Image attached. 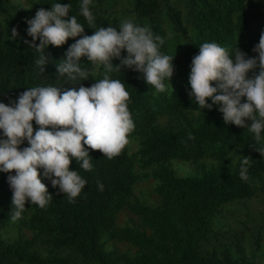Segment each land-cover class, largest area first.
<instances>
[{"label": "trees", "instance_id": "16d2710c", "mask_svg": "<svg viewBox=\"0 0 264 264\" xmlns=\"http://www.w3.org/2000/svg\"><path fill=\"white\" fill-rule=\"evenodd\" d=\"M26 1L28 9L0 0V102L6 105L31 87L76 84L58 79L55 67L75 40L59 48L50 45L41 73L35 63L38 54L23 43L31 41L25 19L40 7L71 3L70 15L77 16L85 34L95 31L79 15L82 0ZM90 10L96 28L118 29L131 20L162 37L161 52L175 55L170 79L174 91L169 87L158 93L132 70L109 74L130 93L135 124L130 141L137 150L130 152L127 145L109 160L85 145L94 167L85 172L72 160L70 170L87 180L73 203L44 179L52 202L46 209L26 202L22 217L12 221L9 173H0V264H264V216L252 232H235L220 241L214 237L215 220L228 207L245 205L264 192V156L251 145L254 134L247 128L226 126L215 105L199 111L188 95L191 61L201 44L215 42L256 55L252 49L264 32V0H92ZM13 27L19 33L16 40L9 39ZM119 62L112 61L114 66ZM81 63L91 68L86 58ZM103 75L97 66L81 83L90 87ZM189 133L194 140H188ZM21 147H28L27 142ZM244 156L252 159L247 182L239 177ZM174 161L191 165L193 174L176 176L170 166ZM143 177L154 186L150 198L140 199L133 189ZM123 216L125 225L120 224Z\"/></svg>", "mask_w": 264, "mask_h": 264}, {"label": "clouds", "instance_id": "9594fccd", "mask_svg": "<svg viewBox=\"0 0 264 264\" xmlns=\"http://www.w3.org/2000/svg\"><path fill=\"white\" fill-rule=\"evenodd\" d=\"M91 5L92 0L79 4V15L89 28H95L91 36L85 34L77 16L70 15L71 3L40 7L33 18L24 21L31 41L25 39L23 43L38 54L35 63L41 73L49 62L46 49L50 45L59 48L69 39L75 40L55 67L58 79L76 84L67 88L35 86L7 105L0 102V173H9L12 221L22 217L26 202L41 209L52 202L44 179L66 194L69 203L75 202L87 180L80 171L70 170L72 160L85 172L94 167L85 145L111 160L130 144V134L135 130L128 106L130 93L125 83L111 78L110 73L132 70L141 73L156 92H166L169 87L174 91L170 79L175 55L161 52L164 39L131 20H124L118 29L96 28ZM18 36L13 27L9 39ZM122 51H126L123 57ZM252 51L256 55L249 57L238 47L233 50L215 42L201 44L191 61L188 95L199 111H211L215 105L226 126L247 128L254 134L251 145L264 156V32ZM82 58L91 68L83 67ZM113 60L120 62L114 66ZM97 66L103 68V78L84 87L81 82L87 81ZM33 121L38 126L35 130ZM187 138L195 139L190 133ZM25 142L28 147L22 148ZM251 161L247 156L241 159L239 177L244 182L249 180ZM97 188L104 190L99 181Z\"/></svg>", "mask_w": 264, "mask_h": 264}, {"label": "rangeland", "instance_id": "374dc122", "mask_svg": "<svg viewBox=\"0 0 264 264\" xmlns=\"http://www.w3.org/2000/svg\"><path fill=\"white\" fill-rule=\"evenodd\" d=\"M123 2H125V0H122V3ZM10 3L11 5H18L25 9L30 7L29 2L26 0H10ZM129 146L130 152L137 150L136 145L132 142H130ZM170 166L174 169L175 174L178 177H185L193 174L191 165L187 163L174 161L170 164ZM149 172L150 171H140L142 175ZM153 186L154 183L150 180V178L146 179L143 177L141 183H138L133 191L140 199H144L146 197L150 198L151 188ZM260 187L264 188V177ZM223 214V218L215 220L214 237H216L218 241L226 239L230 235L233 236L235 232L237 234L241 232L246 233V231H254L257 221L264 216V192L259 193L256 198L248 201L245 205H231L223 212ZM126 220V216H123L120 224L125 225ZM23 233L28 237L30 236L27 229H24Z\"/></svg>", "mask_w": 264, "mask_h": 264}]
</instances>
